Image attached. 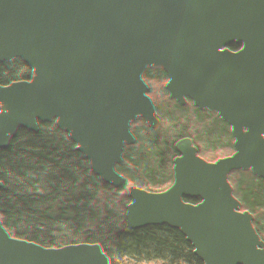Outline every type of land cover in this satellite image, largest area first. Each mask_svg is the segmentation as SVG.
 Listing matches in <instances>:
<instances>
[{
    "label": "trees",
    "instance_id": "1",
    "mask_svg": "<svg viewBox=\"0 0 264 264\" xmlns=\"http://www.w3.org/2000/svg\"><path fill=\"white\" fill-rule=\"evenodd\" d=\"M80 1L131 45L148 104L200 92L201 150L171 192L221 264H264V0ZM115 89L68 23L20 64L0 55V264H212L150 196Z\"/></svg>",
    "mask_w": 264,
    "mask_h": 264
},
{
    "label": "rangeland",
    "instance_id": "2",
    "mask_svg": "<svg viewBox=\"0 0 264 264\" xmlns=\"http://www.w3.org/2000/svg\"><path fill=\"white\" fill-rule=\"evenodd\" d=\"M62 23L75 27L89 45L93 62L108 75L112 87L117 88L120 109L141 132L147 158L144 175L150 196L173 213L178 240L202 241L211 263L221 264L213 252L210 233L186 220L167 181L175 163L180 160L195 163L201 150L200 139L205 129L196 99L200 92L174 90L148 104L149 89L133 82L131 45L80 0H11L9 9L0 14V55L7 63L20 64L28 52L39 48L50 31ZM171 36L164 27L160 40L163 51ZM193 129L197 130L191 136ZM185 152L187 156L182 157Z\"/></svg>",
    "mask_w": 264,
    "mask_h": 264
},
{
    "label": "bare ground",
    "instance_id": "3",
    "mask_svg": "<svg viewBox=\"0 0 264 264\" xmlns=\"http://www.w3.org/2000/svg\"><path fill=\"white\" fill-rule=\"evenodd\" d=\"M195 120V119H194ZM137 190V189H136ZM135 192V191H134Z\"/></svg>",
    "mask_w": 264,
    "mask_h": 264
}]
</instances>
